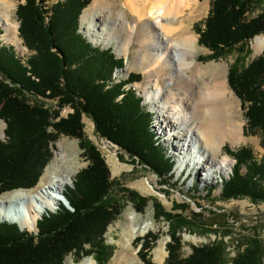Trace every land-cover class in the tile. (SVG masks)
<instances>
[{
  "label": "trees",
  "instance_id": "1",
  "mask_svg": "<svg viewBox=\"0 0 264 264\" xmlns=\"http://www.w3.org/2000/svg\"><path fill=\"white\" fill-rule=\"evenodd\" d=\"M22 1L17 11L20 35L33 55L22 63L12 47L7 50L0 42V72L4 79L0 81V117L7 123V140L0 143V196L34 188L51 156L49 127L56 133L82 139L83 114L91 117L100 137L159 178L169 177L173 163L154 140L151 116L142 98L127 90L141 76L130 74L125 82L113 84L115 70L123 68V60L116 59L110 49L92 46L78 33L80 15L91 0H56L49 7V0ZM247 2H214L205 29L198 31L200 44L212 51L207 58L218 55L225 46L264 32V17L243 20ZM228 83L248 103V122L262 132L264 142V56L241 72L231 73ZM25 92L58 99V103L71 105L75 111L66 119L51 122L49 110L31 103ZM82 143L89 166L77 176L73 187L63 192L74 212L60 203L55 215L38 222L37 235L22 232L17 224L0 223V264H63L69 253L80 250L86 242L90 244L85 238L92 230L103 234L112 222V207H105L103 202L113 186L109 170L99 152ZM232 155L236 166L221 184L224 198L264 200V159H256L245 147ZM245 254L243 261L235 264H258L248 252ZM217 255L215 248L206 247L194 249L192 256L182 259L170 247L165 264H222Z\"/></svg>",
  "mask_w": 264,
  "mask_h": 264
},
{
  "label": "rangeland",
  "instance_id": "2",
  "mask_svg": "<svg viewBox=\"0 0 264 264\" xmlns=\"http://www.w3.org/2000/svg\"><path fill=\"white\" fill-rule=\"evenodd\" d=\"M13 1L15 10L12 21L18 26V39L16 43L9 41L4 30L0 28V42L7 50L12 47L18 59L24 63L33 55V52L27 48L20 35L21 23L17 11L19 6L24 4V1ZM55 1L49 0L47 6H51ZM93 1L91 0V3L80 15L78 33L92 46L99 47L102 50L110 49L116 59L123 60V68L115 70L113 76L115 83L113 84L125 82L130 74L141 76L137 79L139 81L129 84L127 90L134 91L137 96L142 98V103L152 119L151 131L155 136L154 140L159 143L164 153L173 163V169L171 175L166 177L165 180L159 178L148 167L140 165L137 160L131 158L117 145L100 137L95 130L93 120L86 114L82 115V139L56 133L52 127H49L48 132L53 139L49 144L51 156L34 188H37L42 182L45 170L53 159L59 157L61 159L59 161L62 162L64 157L67 160L65 163L62 162L64 164L62 170L70 171L72 175L71 182L66 185L63 191L64 193L68 192V189L73 187L77 176L89 166V160L82 148L84 144L82 140L99 152L109 170L110 182L113 184L103 202L107 205L105 207H112V210H110L114 219L106 227L103 234L99 229V232L96 233L95 230L89 231L90 233L85 241H89L90 244L86 242L80 250L69 253L63 264H91L94 261L96 264H113L114 256L120 251V245L127 242L124 234L128 229L127 227L130 226L129 218L133 217L138 219L136 226H141L142 222L146 221L151 224V229L144 236L136 238L131 244L130 253L138 258L140 264H165L170 247L182 259H188L192 256L194 249L208 247L215 248L218 251L217 259L222 264L242 262L246 252L253 259V263L264 264V200H254L248 196L225 199L221 185L223 180L229 179L235 169L236 160L232 152L236 153L239 149L245 147L252 151L256 159H264L263 135L259 129L252 128L248 122V103L244 102L228 83L238 105L237 119L244 124L245 141L237 145L227 143L223 147L222 154L226 155L232 162V166L227 172L221 174L220 170L216 169L213 175H209V172L206 171H201L200 174L196 175V173L191 172V168L187 167H184L185 170L180 172L178 168L182 156L168 143V135L162 134L157 114L152 110L151 104L146 103L143 89L146 76L137 68L129 69L128 64L138 56L139 45L136 40L132 41L128 55L117 56L114 52V48L118 46L116 43L107 48L100 44H93L87 38V33L81 28V16ZM215 1L189 0L191 5L175 23L185 22L188 35L195 36L198 39L197 51L190 59L207 69V71L213 67L217 68L220 79L229 82L231 73L234 75L236 71L241 72L264 56V47L257 51L253 46L256 38H264V32L245 42L225 46L222 48L221 53L207 58L212 54V51L200 44L198 31L200 28L205 29V22L212 13ZM109 2L112 9L106 11V13L108 12V17L111 20L121 21L122 14H125L129 21L134 20V15L123 4L124 0H109ZM258 17H264V0H248L247 10L242 15L243 20L249 22ZM52 52H57V50L52 49ZM210 74V71H208L206 78ZM1 80L4 79L0 72ZM137 84L141 87L137 88ZM161 84L166 86L168 82L163 79ZM262 85V90H264V83ZM23 94L31 103H39L44 109L49 110L51 122L54 123L68 118L75 111L71 105L58 103V99L36 97L27 92ZM6 140L7 123L0 117V143H4ZM226 150L230 151L231 154L228 155ZM197 160L198 158H196ZM245 170V168L242 169L246 173ZM141 182L152 187L155 194H143L139 188ZM11 192L2 194L0 198ZM64 206L74 212L69 203L68 206ZM58 211L59 209L55 212H48L43 217L55 215ZM0 223H9V221L0 219ZM9 224H12V222ZM20 230L35 235L39 232L38 227L33 232ZM172 237H175V240ZM161 242L165 244L164 257L156 263L154 262V250L160 246Z\"/></svg>",
  "mask_w": 264,
  "mask_h": 264
},
{
  "label": "bare ground",
  "instance_id": "3",
  "mask_svg": "<svg viewBox=\"0 0 264 264\" xmlns=\"http://www.w3.org/2000/svg\"><path fill=\"white\" fill-rule=\"evenodd\" d=\"M123 4L134 15L132 22L125 14L121 21L111 20L106 13L112 9L109 0H94L81 16V28L93 44L107 48L116 43L117 56L128 55L132 41L136 40L138 56L128 66L146 76L143 86L146 103L157 114L168 143L182 156L178 169L181 172L184 167L191 168L196 175L201 171L213 175L219 169L225 174L232 162L222 154L223 147L245 141L244 124L237 119L236 98L227 80L218 76V69H209L211 74L206 78L207 69L190 59L197 51L198 39L188 35L185 22L175 23L191 5L189 0H124ZM14 10L13 0H0V28L9 41L16 43L18 26L12 21ZM253 46L261 50L264 38H256ZM163 79L168 82L166 86L161 84ZM59 160L54 158L47 166L37 188L16 190L1 197L0 219L33 232L41 217L57 211L63 201L61 195L72 179L70 171L62 170V162L67 159ZM139 188L143 194H155L146 183H139ZM129 219L130 226L124 234L127 242L120 245L113 264H140L130 253L131 244L144 236L151 224L146 221L136 226L137 217ZM159 245L154 250L156 263L164 257L165 244Z\"/></svg>",
  "mask_w": 264,
  "mask_h": 264
},
{
  "label": "water",
  "instance_id": "4",
  "mask_svg": "<svg viewBox=\"0 0 264 264\" xmlns=\"http://www.w3.org/2000/svg\"><path fill=\"white\" fill-rule=\"evenodd\" d=\"M61 197H62V200H63L62 203L64 205L68 206V201L66 200V198L63 195H61Z\"/></svg>",
  "mask_w": 264,
  "mask_h": 264
}]
</instances>
